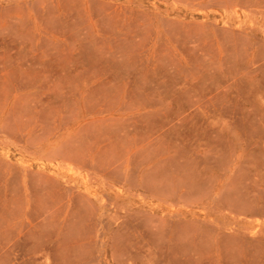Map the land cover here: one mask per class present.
<instances>
[{"label": "rangeland", "instance_id": "1", "mask_svg": "<svg viewBox=\"0 0 264 264\" xmlns=\"http://www.w3.org/2000/svg\"><path fill=\"white\" fill-rule=\"evenodd\" d=\"M0 264H264V0H0Z\"/></svg>", "mask_w": 264, "mask_h": 264}]
</instances>
